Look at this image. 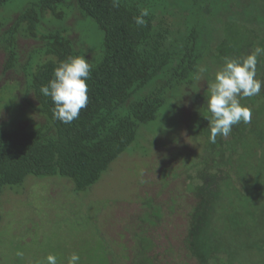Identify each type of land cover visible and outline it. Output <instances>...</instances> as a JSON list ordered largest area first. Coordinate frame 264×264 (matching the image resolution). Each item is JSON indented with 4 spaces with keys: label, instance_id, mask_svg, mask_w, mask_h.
<instances>
[{
    "label": "rangeland",
    "instance_id": "rangeland-1",
    "mask_svg": "<svg viewBox=\"0 0 264 264\" xmlns=\"http://www.w3.org/2000/svg\"><path fill=\"white\" fill-rule=\"evenodd\" d=\"M128 1L152 8L170 24L175 40L197 23L207 37L211 23L226 41L227 57L240 59V51L247 56L257 46L250 29L258 24L264 0H241L255 7H231V19L221 17L225 8L214 17L211 0ZM37 2L10 0L0 9V131L47 124L31 87L32 74L54 59L46 36L61 32L91 66L104 53L102 31L80 14L73 0L58 10L61 19L46 12L32 32L29 21L18 24L19 16ZM215 44L198 66L208 71L197 80V69L189 82L170 91L158 118L139 125L134 143L95 185L76 192L68 179L28 176L20 186L0 191V264H46L49 254L57 264H67L72 253L80 256L79 264H134L144 255L156 258L154 264H199L184 243L196 176L205 165L209 173L226 167L218 161L223 152L218 137L215 144L205 140L212 150L202 154L205 127L197 123L205 106L199 100L208 96V83L223 67L211 57ZM255 99L244 98L242 105L257 114L251 126L260 131L246 132L245 138L238 134L231 146L249 176L241 178V172L238 180L234 177L236 191L227 180L220 183L216 210L197 239L207 264H264V107H259L264 102ZM243 126L248 127L243 122L233 127Z\"/></svg>",
    "mask_w": 264,
    "mask_h": 264
},
{
    "label": "trees",
    "instance_id": "trees-1",
    "mask_svg": "<svg viewBox=\"0 0 264 264\" xmlns=\"http://www.w3.org/2000/svg\"><path fill=\"white\" fill-rule=\"evenodd\" d=\"M9 1L0 0V9ZM71 1L38 0L19 16L17 23L29 21L32 32L46 12L61 19L58 10ZM73 1L80 14L94 20L103 33L104 53L91 66L87 81V106L80 111L79 118L70 124L53 118L52 110L55 105L50 97L42 95L41 86L47 85L53 78V70L60 62L79 54L61 32L49 34L45 37L47 52L54 59L39 66L31 78L38 110L46 118L47 124L29 130L0 131V191L5 187L20 186L28 176H33L68 179L73 183L76 192H84L95 185L111 164L131 147L137 137L139 125L158 118L170 91L191 80L207 53H211L210 47L214 42L215 54L210 55L213 60L224 65L225 58L232 59L223 50L226 41L212 28L211 23V32H208L207 37L200 23H197L185 35L175 40L170 24L141 2L119 0V7H113V0ZM220 1H210L214 17H220L223 8L226 12L221 17L229 16L228 19H231L234 13L231 7L237 6L242 11L255 7V4L241 0H225L224 5ZM142 9H147L149 15L144 18L145 25L137 26L134 17ZM258 10V24L250 29V33L253 42L264 47V8L261 10L258 7ZM243 53V50L240 51V58L246 56ZM13 56L12 53L10 65L14 60ZM258 60L256 78L264 80V56ZM206 97L199 100L205 106ZM255 100L264 102V86ZM205 106L200 110L202 119L199 117L197 123L202 122L205 127L201 130L202 154H209L212 149L205 143L209 136V121L205 117L209 113ZM259 107L263 108L264 105ZM256 115H252L251 122H254ZM251 122L247 124L248 127H233L226 138L218 136L223 151L218 161L225 168L218 167L214 173H209L205 165V170L196 176V200L186 214L187 236L184 243L199 264L208 262L204 261V255L198 251L197 239L203 234V229L209 226L211 213L216 210L213 202L218 197L220 183L227 180L232 190L236 191L234 177L238 180L241 172V178L249 176L239 166L233 151L235 148L231 146L238 134L245 138L249 135L246 132L260 131L259 127H252ZM197 128L199 129V124ZM260 137L258 134L257 138ZM142 240L148 247L151 246L149 239ZM155 262L156 258L144 255L139 256L134 264Z\"/></svg>",
    "mask_w": 264,
    "mask_h": 264
},
{
    "label": "clouds",
    "instance_id": "clouds-1",
    "mask_svg": "<svg viewBox=\"0 0 264 264\" xmlns=\"http://www.w3.org/2000/svg\"><path fill=\"white\" fill-rule=\"evenodd\" d=\"M113 7H119V0H113ZM149 15L147 9H142L134 17L137 26L146 24L144 19ZM264 56V47L255 46L246 57L240 59L225 58L223 67L215 73L214 80L208 83L206 99L209 121L208 141L217 142V137L226 138L232 132L233 126L243 122L248 124L252 119L251 109L240 103L241 99L257 96L264 86V80L257 79L258 58ZM208 71L206 66H200L195 79ZM91 65L84 56L69 57L53 70V78L47 85L41 86V93L50 97L55 107L53 118L64 124H70L79 118L80 111L88 103V85ZM80 256L72 253L67 264H79ZM46 264H57V257L49 254Z\"/></svg>",
    "mask_w": 264,
    "mask_h": 264
}]
</instances>
